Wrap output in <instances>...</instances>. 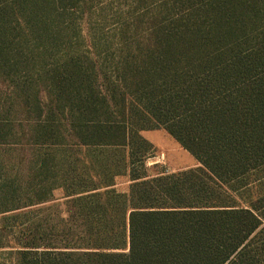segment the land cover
Segmentation results:
<instances>
[{
    "label": "trees",
    "instance_id": "1",
    "mask_svg": "<svg viewBox=\"0 0 264 264\" xmlns=\"http://www.w3.org/2000/svg\"><path fill=\"white\" fill-rule=\"evenodd\" d=\"M62 1L0 0V81L18 65L2 38L33 33ZM187 4L194 18L208 14L209 30L190 18L193 36L160 33L147 47L122 49L113 80L83 57L53 75L43 111L54 117L36 140L50 139L57 112L85 154L60 175L3 177L0 214L12 225L0 226V256L10 264H264V27L256 19L264 0ZM159 130L197 166L151 174L154 148L141 132ZM58 190L65 219L27 217L53 208Z\"/></svg>",
    "mask_w": 264,
    "mask_h": 264
},
{
    "label": "rangeland",
    "instance_id": "2",
    "mask_svg": "<svg viewBox=\"0 0 264 264\" xmlns=\"http://www.w3.org/2000/svg\"><path fill=\"white\" fill-rule=\"evenodd\" d=\"M187 2L189 0H63L62 4L50 6L48 22L32 28L33 33L20 29L12 32L9 39L4 36L3 52L10 61L15 56L18 65L12 69L11 76L5 77L4 82L0 81V186L6 181L3 178L6 173L19 179L27 176L28 171L32 174L39 171L43 176L52 177L65 173L75 156L79 159L84 156L85 153L82 155L73 146L75 143L63 129L61 115L57 112L58 117L49 131L50 139L44 144L36 140L35 129L45 127L46 117L53 116H47L43 111L44 102L52 97L53 75L63 71L66 59L83 57L87 60L86 66L93 64L107 78L116 79L113 59L122 49L147 47L160 33L193 36L196 28L190 18L201 24L202 32L210 29L208 14L199 11L196 18L190 16ZM200 4L193 5L200 8ZM256 19L264 27L263 11ZM11 50L17 51L14 56ZM21 88L23 94L19 92ZM37 105L42 110H36ZM164 135L156 131L141 132V136L154 148L145 168L157 166L174 173L197 166L193 157L186 155L179 146L168 149L170 144L166 143ZM150 173L154 174L155 170L151 169ZM128 187L126 176L117 179L114 188L119 193H127ZM62 198L63 193L55 191V206L48 205L53 208L27 217L36 215L46 219L48 215H54L51 217L53 220L65 219ZM10 217L11 214H0V226L12 225ZM1 235L4 237L6 233ZM0 264L10 262L0 256Z\"/></svg>",
    "mask_w": 264,
    "mask_h": 264
},
{
    "label": "crops",
    "instance_id": "3",
    "mask_svg": "<svg viewBox=\"0 0 264 264\" xmlns=\"http://www.w3.org/2000/svg\"><path fill=\"white\" fill-rule=\"evenodd\" d=\"M152 132H154V131H152ZM156 132H162V133H164L165 135L163 136V138L166 140V141H168V142H166L167 144L169 143L170 145L168 146V149H175V148H177V146H178V144L165 132V131H163V130H159V131H156ZM144 136V135H143ZM172 145V146H171ZM163 151H165V150H163ZM186 155H190V154H188V153H186V152H184ZM163 156V155H162ZM191 156V155H190ZM192 157V156H191Z\"/></svg>",
    "mask_w": 264,
    "mask_h": 264
}]
</instances>
